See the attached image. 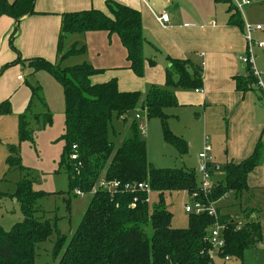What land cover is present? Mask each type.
<instances>
[{
	"label": "trees",
	"instance_id": "16d2710c",
	"mask_svg": "<svg viewBox=\"0 0 264 264\" xmlns=\"http://www.w3.org/2000/svg\"><path fill=\"white\" fill-rule=\"evenodd\" d=\"M214 1L228 6L230 25L244 29L243 19L232 0ZM35 4L36 0H0V19L7 16L16 22L9 39L12 47L19 32V22L35 14ZM106 9L107 12L91 9L64 14L58 42L59 61L54 64L35 58L28 62L36 72L50 74L63 89L65 134L59 164L68 176L66 194L78 197L76 192L81 191L90 195L100 179L105 178L123 184H144L151 193H157L159 202L151 211L146 190L117 193L113 197L98 190L92 194L77 231L68 240L58 232L56 223L45 218L47 213L38 215V203L47 194L35 190L34 181L25 179L19 183L14 195L23 221L10 231L0 226V264H36L38 245L49 241L54 233L58 236L55 256L62 255L58 264H214L207 255L211 245L206 238L215 220L207 213H194L188 217L187 228H173V214L165 207V196L185 192L191 200L206 206L230 194L241 196L249 190V175L264 161V143L260 140L247 160L223 165L225 178L214 184L208 197L199 190L194 170L157 169L149 162L147 143L141 138L135 119L117 148L110 137L113 118L127 122L129 114L140 110L148 120H160L165 141L174 146L180 156H186L188 143L168 128L170 116L165 111L179 105L177 91H195L203 87V66L190 59H170L165 86H151L144 94L120 92L116 79L93 84L91 79L103 71L87 63L62 68L65 60L86 53V47H80L78 43L64 52L69 38L90 32L117 35L127 51L128 69L136 76H144L147 61L151 67L156 65L154 60L144 57L147 41L141 13L115 1H107ZM257 83L252 67L247 66V76L237 78V90L255 92ZM10 113L9 101L0 104V117ZM19 138L21 141L32 140L25 116L20 118ZM16 152L15 148L10 149L8 164L24 170L17 161L19 158L14 157ZM73 155L77 157L76 161L72 160ZM135 198L138 201L132 208ZM70 201L67 202L68 210ZM253 215V211L242 210L240 216L244 224L237 230L231 216L219 213V221L225 225V246L220 250L223 258L229 257L231 262L242 260L247 250L261 243V225ZM147 228L152 230L151 237Z\"/></svg>",
	"mask_w": 264,
	"mask_h": 264
},
{
	"label": "crops",
	"instance_id": "0c3cea01",
	"mask_svg": "<svg viewBox=\"0 0 264 264\" xmlns=\"http://www.w3.org/2000/svg\"><path fill=\"white\" fill-rule=\"evenodd\" d=\"M107 1L124 4L141 13L147 41L144 51L147 57L153 58L156 55L157 63L153 67L146 66L145 76L138 78L128 69L127 51L117 35L110 36L106 32L86 33L84 35L90 47L89 54L100 53L98 66H93L103 71L91 79L92 83L98 85L116 79L120 92L146 93L151 86H165L170 59H190L201 64L203 87L200 92L179 90L176 93L179 105L174 108L178 110L174 114L178 115L176 118L179 121L186 118L185 122L189 126L180 132L188 143V154L191 152L199 165L198 155L204 149L205 138H208L212 163L223 166L247 160L254 153L257 143L260 140L264 143V111L258 90L246 93L237 90V78L247 76V66L241 59L247 55L248 50L245 30L229 24L230 15L225 4H217L214 0H36L35 14L19 22V32L13 42L15 55L57 63L62 16L91 9L107 12ZM162 12H166L170 18L166 29L157 21ZM15 26L16 22L11 19L8 27L0 33V69L15 59V55L6 47V39H10ZM73 38L69 41L70 47L74 43H82L79 37ZM103 51L111 53L106 56ZM18 79L22 81L20 77ZM224 178V174H214L212 181L216 183ZM248 186L249 190L241 196L230 195L238 199L247 193L245 199L252 205L257 192L264 194V161L249 175ZM255 206H240L239 213H223L221 209L225 206L217 207L221 215H229L232 219L241 220L242 210L254 212L253 217L259 219L262 231L261 243L253 248L258 251L262 250L264 240V213L261 214L258 205ZM245 255L242 260L230 264H244ZM263 256L264 251L257 253L256 258ZM216 264L223 262L218 260Z\"/></svg>",
	"mask_w": 264,
	"mask_h": 264
},
{
	"label": "rangeland",
	"instance_id": "374dc122",
	"mask_svg": "<svg viewBox=\"0 0 264 264\" xmlns=\"http://www.w3.org/2000/svg\"><path fill=\"white\" fill-rule=\"evenodd\" d=\"M14 0H9L13 2ZM223 8H226L222 5ZM157 10L155 7H153ZM245 24L264 28V0H256L251 6L245 7L241 11ZM12 18L2 16L0 19V33L3 32ZM6 25V26H5ZM9 30V29H8ZM8 32V31H7ZM6 32V33H7ZM5 33V34H6ZM4 34V35H5ZM74 37V38H73ZM70 39L79 37L80 47H86V53L67 59L62 64V68L72 67L81 64L97 65L100 53L89 54L90 47L84 36H73ZM83 38V39H82ZM256 41H264V32L254 34ZM6 47L10 53L15 55L16 49L10 45L6 39ZM69 41L66 43L64 52L70 49ZM111 51H103L104 55H109ZM20 56V55H19ZM146 60H154L157 57H147ZM247 56V55H246ZM245 56V57H246ZM21 57V56H20ZM15 59L0 69V104L9 101L11 113L0 118V226L5 231H10L14 225L23 221L24 217L20 210V205L14 199L19 183L25 179L34 181L33 187L37 191L47 194L38 203V208L42 215L47 213L45 218L56 223L58 232L68 237V240L77 231L84 214L90 204L92 194L75 197L66 194L68 191V176L60 168V160L63 153L65 134V101L61 85L48 73L36 72L30 67L28 58L15 55ZM252 58L257 71L261 74L264 82V49L252 48ZM49 61V60H48ZM95 62V63H94ZM149 66V62H146ZM94 67V66H93ZM96 69V67H94ZM134 73V72H133ZM146 73V67L144 76ZM143 76V77H144ZM21 77L22 81H19ZM138 77V76H137ZM138 77V78H143ZM140 92V91H132ZM144 94V93H143ZM166 114L170 116L168 128L177 136L181 137L180 132L188 129V124L183 120L179 121L178 110L167 109ZM140 115L145 124L146 134H140L148 146V160L157 169L176 168L194 170L197 181H201L198 172V163L194 155L190 152L186 156H180L174 146L167 143L164 139L163 126L160 120H148L140 110L132 112L127 117V122L122 119L113 118L110 124V137L118 148L121 146L128 128L136 115ZM22 116L26 117L28 130L31 132L32 140L21 141L19 138V123ZM141 125L142 121H137ZM15 148V158H19L23 169L8 164L10 149ZM17 156V157H16ZM222 176L223 173H220ZM247 193L244 194L247 197ZM245 197L236 199L230 195L228 200L220 201L217 206L223 207L222 212L235 213L240 210V206L256 207L264 213V194L256 193L252 199V205L246 201ZM68 200L70 210H68ZM157 193H150L149 204L153 211L158 204ZM192 200L185 192H172L165 196V207L173 214L172 226L176 229L188 227L189 214L185 212L186 205H191ZM147 233L151 237L152 230L147 228ZM264 236V233H263ZM57 233L49 241L39 244L36 249V264H58L62 255L55 256V244ZM264 251V240L262 250L255 251L250 249L245 255L244 264H264V256L256 258L257 253ZM236 260L234 263H237Z\"/></svg>",
	"mask_w": 264,
	"mask_h": 264
},
{
	"label": "built area",
	"instance_id": "2783aa9c",
	"mask_svg": "<svg viewBox=\"0 0 264 264\" xmlns=\"http://www.w3.org/2000/svg\"><path fill=\"white\" fill-rule=\"evenodd\" d=\"M255 1L256 0H232V3L238 11H242L245 7L251 6ZM157 21L164 29H166L170 21L169 15L166 12H162L160 15H158ZM244 30H245L244 36L247 43L248 51H247V56L243 57L241 61L246 66L252 67L253 75L255 78L258 79V83L254 86V88L260 92L261 108L264 111V83L261 80L260 73L255 68L254 60L252 58V48H254V46L258 47L259 49H264V41L258 42L253 37L254 33L263 32L264 28H262L261 26L253 27L248 24H245ZM196 92H200V90H196ZM135 120L142 121L141 125H139V130L142 134L145 135L146 134L145 124L142 117L137 114L135 116ZM211 151L212 149L211 146L208 144V138H205L204 149L198 155V160H199L198 172L201 176V181L198 182V185H199V190L204 194L205 197L209 196L211 190L214 187L215 183L212 181L213 175L222 173V166L211 162V159L209 158V153ZM72 160L76 161L77 157L73 155ZM98 190L104 191L112 197L117 193H124V192L128 193L130 191H135V190H141V191L146 190L149 195L151 193V191L144 184H138V185L123 184L120 181H116V180L110 181L105 178L100 179L98 184L93 189L92 194H95ZM76 195L82 196L84 194L81 191H77ZM227 197L228 196H225L221 200H225L227 199ZM137 201H138L137 198H135L132 204V208L136 207ZM219 202L212 203L209 206H206L198 202L197 200H192L191 205H186L185 212L189 215L194 213L197 215L207 213L210 217H212L215 220V223L211 228V230L209 231L206 238V241H208L211 245V247L207 251V255L214 264H216L218 260L223 261V264H229L231 262V258L229 257L223 258L220 254V250L225 246V239H224L225 225L220 223L219 221V213L217 210L218 209L217 204ZM233 222L235 223L237 230H240L243 227L244 223L239 218L233 219Z\"/></svg>",
	"mask_w": 264,
	"mask_h": 264
}]
</instances>
